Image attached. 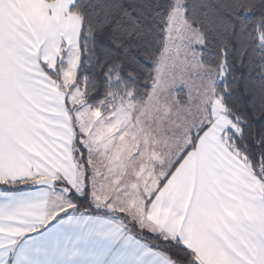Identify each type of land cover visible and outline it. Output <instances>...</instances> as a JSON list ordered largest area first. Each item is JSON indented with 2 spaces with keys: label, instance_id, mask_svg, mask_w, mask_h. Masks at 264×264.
Wrapping results in <instances>:
<instances>
[{
  "label": "snow or ice",
  "instance_id": "snow-or-ice-1",
  "mask_svg": "<svg viewBox=\"0 0 264 264\" xmlns=\"http://www.w3.org/2000/svg\"><path fill=\"white\" fill-rule=\"evenodd\" d=\"M0 264H264V0H0Z\"/></svg>",
  "mask_w": 264,
  "mask_h": 264
}]
</instances>
